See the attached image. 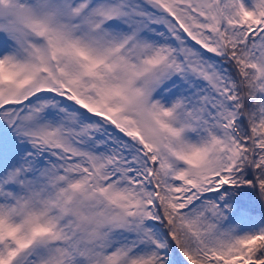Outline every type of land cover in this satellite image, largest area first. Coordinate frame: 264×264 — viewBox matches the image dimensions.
<instances>
[{
	"label": "snow or ice",
	"instance_id": "snow-or-ice-1",
	"mask_svg": "<svg viewBox=\"0 0 264 264\" xmlns=\"http://www.w3.org/2000/svg\"><path fill=\"white\" fill-rule=\"evenodd\" d=\"M0 264H264V0H0Z\"/></svg>",
	"mask_w": 264,
	"mask_h": 264
}]
</instances>
